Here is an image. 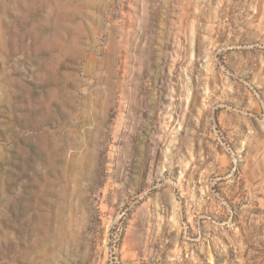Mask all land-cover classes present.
<instances>
[{
	"label": "rangeland",
	"instance_id": "obj_1",
	"mask_svg": "<svg viewBox=\"0 0 264 264\" xmlns=\"http://www.w3.org/2000/svg\"><path fill=\"white\" fill-rule=\"evenodd\" d=\"M0 264H264V0H0Z\"/></svg>",
	"mask_w": 264,
	"mask_h": 264
}]
</instances>
